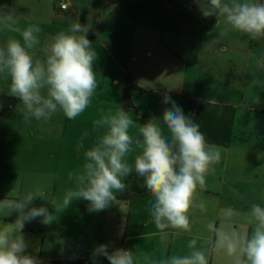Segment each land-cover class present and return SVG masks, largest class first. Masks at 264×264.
I'll return each instance as SVG.
<instances>
[{"label":"crops","instance_id":"0c3cea01","mask_svg":"<svg viewBox=\"0 0 264 264\" xmlns=\"http://www.w3.org/2000/svg\"><path fill=\"white\" fill-rule=\"evenodd\" d=\"M0 5L16 10L14 27L42 29L35 58L42 59L53 37L75 22L91 26L88 39L97 52L95 94L74 120L57 113L48 122L25 123L21 101L9 95L10 77L0 74V201L40 189L45 200L36 198L31 206L46 207L53 215L50 224L40 217L25 224L26 254L42 264H94V248L105 244L109 252L133 251L136 264H164L172 255H187L189 239L196 238L209 264H232L223 251L214 250L215 233L208 224L243 236L251 231L245 216L251 205L264 206V67L257 65L264 58V39L253 40L223 21L217 26L214 16L185 23L186 8H199L169 0H0ZM9 39L22 42L18 33L0 30V47ZM129 78L139 87L129 90L136 116L127 111L134 140L140 138L138 118L144 124L155 116L163 124L167 92L200 125L207 142L221 149V161L190 211V235L156 229L153 197L134 170L124 181L126 189L116 193L117 203L103 211L89 212L83 199L62 212L53 208L75 187L84 151L105 131L94 122L123 109ZM137 154L134 148L127 156L130 165ZM228 207L239 215L226 218L222 210ZM16 217L0 215V221ZM95 264L110 262L100 256Z\"/></svg>","mask_w":264,"mask_h":264},{"label":"clouds","instance_id":"9594fccd","mask_svg":"<svg viewBox=\"0 0 264 264\" xmlns=\"http://www.w3.org/2000/svg\"><path fill=\"white\" fill-rule=\"evenodd\" d=\"M193 2L203 17H216L217 26L223 21L253 40L264 39V0ZM16 23V10L0 5V30L22 37V42L9 39L0 47V74L10 77L9 95L21 101L24 122H48L57 113L69 120L76 119L89 107L97 88V52L88 39L91 26L71 24L67 31L53 37L41 59L35 58L33 51L40 43L38 35L42 29L36 25L21 29L14 27ZM257 65L264 67V58ZM162 102L169 105L163 111V124L159 118L151 117L140 127L139 139L134 140L129 134L134 121L124 109L94 122L95 128L105 131L93 147L84 151L85 163L75 175V187L66 191L59 203L54 202L56 212L81 199L89 202V212L107 209L117 203L116 193L126 189L124 181L134 170L153 197L150 211L156 229L161 233L171 229L175 235H190V211L198 190L205 187L206 177L221 161V149L207 142L200 125L186 116L167 92ZM134 148L139 149V154L130 165L127 156ZM69 179H73L71 173ZM36 198L45 200L44 192L36 189L0 201V215L17 213L14 222L0 221V264H42L36 256L26 254L29 244L23 233L25 224L37 217L44 224L53 221L46 207L31 206ZM199 208L203 210L204 204ZM222 212L226 218L239 215L231 207ZM245 216L251 231L243 236L235 231L224 233L215 224H208L209 231L215 233L214 250L223 251L232 264H264V206L253 203ZM188 247L191 251L187 255H172L164 264H209L205 251L197 247L196 238L189 239ZM108 248L105 244L94 248V264L100 256L110 264H136L137 254L133 251L117 248L109 252Z\"/></svg>","mask_w":264,"mask_h":264},{"label":"rangeland","instance_id":"374dc122","mask_svg":"<svg viewBox=\"0 0 264 264\" xmlns=\"http://www.w3.org/2000/svg\"><path fill=\"white\" fill-rule=\"evenodd\" d=\"M169 1L171 3L177 2V3H180V4L196 5V7L198 8L197 4L194 3L193 0H169ZM198 12H199V9L196 10L195 7H193V6L187 7L186 8V14L184 15V21H185V23L188 22V21H190V20H194V19H198V18H205L203 16H198L197 15ZM207 19H210V17H208ZM130 112H133V113H131L132 116H134V115L136 116L134 110L133 111L131 110ZM138 121H139V124L140 125H143L142 124V121L139 118H138Z\"/></svg>","mask_w":264,"mask_h":264},{"label":"trees","instance_id":"16d2710c","mask_svg":"<svg viewBox=\"0 0 264 264\" xmlns=\"http://www.w3.org/2000/svg\"><path fill=\"white\" fill-rule=\"evenodd\" d=\"M137 88L139 89V87L137 86V83L133 80V78L127 79L126 89H125L124 98H123V105H122V108L124 110L126 111L135 110V106L131 100L129 90L137 89Z\"/></svg>","mask_w":264,"mask_h":264},{"label":"built area","instance_id":"2783aa9c","mask_svg":"<svg viewBox=\"0 0 264 264\" xmlns=\"http://www.w3.org/2000/svg\"><path fill=\"white\" fill-rule=\"evenodd\" d=\"M61 8H62L63 10H65V9H67V6H66V5H62Z\"/></svg>","mask_w":264,"mask_h":264}]
</instances>
